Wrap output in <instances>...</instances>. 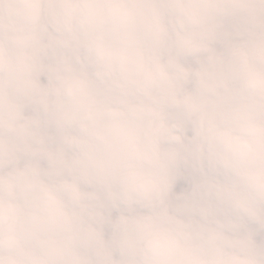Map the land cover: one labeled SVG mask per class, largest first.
I'll return each mask as SVG.
<instances>
[{"label":"clouds","instance_id":"obj_1","mask_svg":"<svg viewBox=\"0 0 264 264\" xmlns=\"http://www.w3.org/2000/svg\"><path fill=\"white\" fill-rule=\"evenodd\" d=\"M0 264H264V0H0Z\"/></svg>","mask_w":264,"mask_h":264}]
</instances>
